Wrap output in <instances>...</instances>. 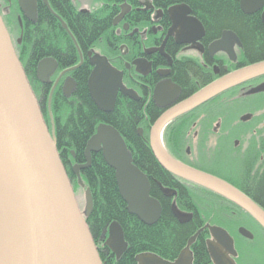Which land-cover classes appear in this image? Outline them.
Returning a JSON list of instances; mask_svg holds the SVG:
<instances>
[{
	"label": "water",
	"instance_id": "95a60500",
	"mask_svg": "<svg viewBox=\"0 0 264 264\" xmlns=\"http://www.w3.org/2000/svg\"><path fill=\"white\" fill-rule=\"evenodd\" d=\"M20 8L31 21L36 20L34 0L22 2ZM45 2V1H44ZM240 11L251 15L264 6V0H238ZM128 6L121 5V14ZM171 21L166 38L174 36L178 44H194L203 35L198 20L189 16L186 5L167 9ZM264 25V11L261 14ZM235 47L241 48L237 36L231 31L222 32L221 38L209 47L211 54L225 53L230 61L236 60ZM137 65L139 62H135ZM92 70L87 79V91L95 107L110 113L115 107L118 93L132 100L138 96L122 84V73L114 69L104 57H92ZM81 65V62L77 67ZM76 67V68H77ZM57 63L52 58L41 60L36 67V78L48 84L55 73ZM264 76V61L238 68L218 77L200 90L174 105L180 89L166 83L156 86L155 102L166 109L152 124L148 143L150 151L170 175L188 183L203 187L224 198L247 213L264 229V210L242 192L228 183L197 171L170 157L161 145V133L175 118L188 113L221 94ZM75 82L68 77L62 88L68 97ZM264 92V83L251 89L248 95ZM167 96L165 104L159 98ZM142 130L138 129L141 135ZM100 153L105 164L114 172L118 193L126 205L128 214L146 226L156 224L161 215L160 203L150 196V183L132 161L123 138L111 125L100 123L89 138L84 150L85 162L73 165L72 173L77 185L83 189L80 170L91 165V154ZM93 210L90 190L84 191L81 211L72 184L58 155L53 131L46 127L36 98L27 81L10 36L0 16V264H102L86 219ZM175 219L184 224L191 215H183L172 207ZM211 240L207 242L214 264H233L220 251L223 246L234 255L233 241L225 230L208 225ZM199 231L173 262L164 261L153 254H140L136 264H191L189 246ZM240 235L250 239L243 228ZM103 246L116 260L124 254L127 244L123 230L112 222L104 232Z\"/></svg>",
	"mask_w": 264,
	"mask_h": 264
},
{
	"label": "flooded vegetation",
	"instance_id": "af4514ba",
	"mask_svg": "<svg viewBox=\"0 0 264 264\" xmlns=\"http://www.w3.org/2000/svg\"><path fill=\"white\" fill-rule=\"evenodd\" d=\"M27 1L29 0H22V2ZM100 1L68 0V7H71L75 14L89 15L100 10L97 13L98 21L101 20L105 24V31L98 38L91 43L82 45L59 9L57 0H53V2L52 0H34L35 21L29 20L23 13L19 0H0V16L17 55L24 52L26 56H31V50L27 51L23 48L24 41H26L24 38L28 37L27 34L29 35L30 31H36L37 27L46 26L45 12H47L51 21L57 23L68 40L71 41L72 51L78 59L77 64L62 67L52 57L44 55L39 57L40 60L37 64L45 58H52L57 63L56 71L50 77L48 84L39 82L35 73L36 82L33 93L44 123V102L46 101L49 109L54 92H59L60 96L67 100L72 99L76 89V81L72 73L84 64V74L88 79L92 70L89 64L92 57H104L110 66L122 73L123 86L127 90H132L139 98L132 100L118 93L115 106L117 100L124 104L141 102V108L145 109L143 117L151 125L166 110L161 108L153 98L157 85L166 83L180 89L174 103L176 105L232 68L230 59L225 53L211 54L209 52V47L220 38L223 31L218 37L209 36L202 26L204 33L195 42V45L178 44L174 36L166 38L171 27L167 9L182 4H158L154 0H108L106 3H100ZM123 4H126L128 9L116 22V18L121 14V5ZM263 11L264 6L258 12L251 14L259 17L261 25ZM189 16L194 17L191 13ZM241 50V48L235 47L236 57L241 53ZM58 56L66 57V49L60 50ZM137 61L138 65L135 63ZM80 62L81 65L77 67ZM68 77L74 80L75 88L66 97L63 95L62 88ZM262 83H264V76L234 88L220 98L175 118L163 129L161 145L174 160L231 184L264 210V99L257 108L235 115H227L223 110L226 106L234 108L235 105L246 102L251 97L264 98V92L248 95L251 89ZM45 93H48L46 99ZM167 98V96L159 98V103L165 104ZM141 130V136L137 131L139 137L144 134L142 128ZM75 164H71V173L72 166ZM154 182L157 193L169 205L172 216V207H175L183 215H191V220L184 224L193 222L196 215L198 221L194 223L196 228L194 235L206 224L220 227L232 239L235 253L231 255L223 246L220 251L227 255L233 264H264V229L247 213L212 191L172 175L169 176V182L164 184ZM167 186L173 189L171 194L163 191L162 188ZM72 187L76 193L73 184ZM184 188H193L192 190L196 189V191L202 189L207 194L202 195V198L207 200L205 204H208L209 200L216 199L217 203L224 205V211L217 212L218 215L215 217H219L225 222L206 221L205 219L211 213L205 217L200 214V211H197V208L189 210L183 204L178 203L180 199L182 203L181 190ZM201 216L204 217L201 218ZM212 216L209 217L210 220H212ZM243 220L251 226L243 224ZM240 228L248 231L251 238L248 239L240 235ZM255 231L261 236L260 241L263 246V249L259 251L260 260H248L246 263H242V257L236 248V239L238 238L244 243L252 242L257 236ZM209 240H211L209 230L204 228L199 231L191 244L198 241L202 244V249L204 248L203 253L206 261L202 263L199 257L198 264H214L208 250L207 242ZM191 245L189 246L192 254L191 264H194L197 255Z\"/></svg>",
	"mask_w": 264,
	"mask_h": 264
},
{
	"label": "trees",
	"instance_id": "16d2710c",
	"mask_svg": "<svg viewBox=\"0 0 264 264\" xmlns=\"http://www.w3.org/2000/svg\"><path fill=\"white\" fill-rule=\"evenodd\" d=\"M107 1L101 0L100 3ZM154 1L158 4H185L191 14L205 28L207 35L211 33V36L218 37L221 31H231L235 35L237 34L243 43L244 50L241 53L244 57L241 61L244 64L248 61L253 64L264 60V28L259 25L258 16L244 15L240 11L238 0ZM57 3L80 44L91 43L105 31L104 22L98 21L97 13L100 10L89 15H81L75 14L72 8L68 7V0H57ZM45 16L46 26L37 27L36 31H30V34H27L28 37L24 38L26 41H24L23 48L27 51L31 50V56H26L24 52L17 55L32 91H34L36 82L35 66L40 60L39 57L43 55L52 57L62 67L78 63V59L72 51L71 41L68 40L58 24L51 21L47 12H45ZM63 49H66L67 56L59 57L58 54ZM239 67H242V64L239 63ZM72 76L76 81L73 98L67 100L61 97L59 92H54L49 109L46 101L44 102V111L45 124L49 130L52 126L58 155L75 190H78L79 187L70 171L71 164L84 163L86 143L94 134L97 125L103 122L111 125L122 136L131 152L133 164L149 180L150 196L161 205L160 218L152 226H146L136 217L128 214L126 205L118 193L113 170L105 164L100 153L92 154L90 167L82 170L80 175L85 188L90 190L92 196L93 210L86 219V224L102 264H136L135 258L140 254H153L164 261L173 262L194 235L196 231L194 223L198 219L195 215L193 222L179 224L170 213L169 205L157 193L154 181L164 184L169 182L170 175L159 167L149 150L147 140L151 123H148L143 117L145 109L141 108V102L124 104L117 100L111 113H102L89 97L84 64L76 69ZM48 93L44 94L45 99L48 97ZM51 120L53 121L52 125ZM139 127L144 131L142 137L137 135ZM192 189H182V203L181 199L178 203L183 204L189 210L197 208V211H200V214L205 217L211 213L212 220L208 218L207 221L214 222L217 212L224 211L225 206L217 203L216 199L209 200L208 204H205L207 200L203 199L202 195L207 194L202 189H197V191ZM112 222L120 225L127 244L126 251L118 260L103 246L104 232ZM191 248L195 249L197 255L194 264H198L199 257L201 262L205 263L202 244L197 241L191 245Z\"/></svg>",
	"mask_w": 264,
	"mask_h": 264
},
{
	"label": "rangeland",
	"instance_id": "374dc122",
	"mask_svg": "<svg viewBox=\"0 0 264 264\" xmlns=\"http://www.w3.org/2000/svg\"><path fill=\"white\" fill-rule=\"evenodd\" d=\"M214 80H216V78ZM263 99L264 98L262 97H254V98L251 97L246 102L235 105L234 108L231 106H226L225 108H223V110L226 112L227 115H235L238 113H242L243 111L246 110L257 108L259 105H261ZM76 193H77L78 205L80 209L83 210V206H84L83 190L81 189L76 190ZM243 224L248 225V227L250 225L248 222H245V220H243ZM255 234L257 236H255V239L252 242L244 243L238 238L236 239V243H237L236 248L239 255L242 257L243 260L242 263H246L248 260H260L259 251L260 249H263V246L260 241L261 236H259V234L256 231Z\"/></svg>",
	"mask_w": 264,
	"mask_h": 264
},
{
	"label": "bare ground",
	"instance_id": "6f19581e",
	"mask_svg": "<svg viewBox=\"0 0 264 264\" xmlns=\"http://www.w3.org/2000/svg\"><path fill=\"white\" fill-rule=\"evenodd\" d=\"M183 5H185V4H183ZM238 5H239V2H238ZM245 15V14H244ZM258 23H260V21L258 22ZM260 26H262V27H264V25L262 24H259ZM224 32V31H223ZM221 35H222V33H221ZM221 35H220V38H221ZM209 36H211V33L209 34ZM215 36V35H214ZM236 36H237V38H238V40H239V42H240V44H241V52L244 50V48H243V43H242V41H241V39L238 37V35L236 34ZM215 37H217V36H215ZM219 38V39H220ZM218 39V40H219ZM244 56H243V54L242 53H240L239 55H238V57H236V60H237V63L235 64V62H236V60L234 61V62H232V61H229L230 62V64L232 65V68L230 69V71H227V72H225V73H228V72H232V71H234V70H236V69H238V66H239V63L240 64H242V67H245V66H247V65H251V61H248V62H246L245 64H244V62H242L241 61V59L243 58ZM264 61V60H263ZM244 64V65H243ZM253 64H255V63H253ZM225 68V67H224ZM239 68H241V67H239ZM224 73V74H225ZM223 75V74H222ZM222 75H220V76H222ZM219 76V77H220ZM218 78V77H217ZM216 78V79H217ZM213 81V80H212ZM211 81V82H212ZM241 86V85H240ZM239 87V86H238ZM237 88V87H236ZM229 91H227V92H225V93H223V94H221L220 96H218V97H216L215 99H218V98H220L221 96H223L224 94H226V93H228ZM215 99H213V100H215ZM213 100H211V101H213ZM114 110V109H113ZM112 110V111H113ZM101 112V111H100ZM103 113V112H102ZM111 113V112H110ZM105 114H109V113H105ZM154 123V122H153ZM152 126V125H151ZM151 126H150V128H151ZM115 129V128H114ZM138 129H141L140 127L138 128ZM138 129H137V131H138ZM116 130V129H115ZM117 131V130H116ZM149 131H150V129H149ZM141 136V135H140ZM122 137V136H121ZM129 150V149H128ZM78 165V164H77ZM63 167H64V165H63ZM73 167V166H72ZM159 167H160V165H159ZM188 167H190V166H188ZM161 168V167H160ZM190 168H192V167H190ZM162 169V168H161ZM194 169V168H193ZM64 170H65V167H64ZM164 172H166L164 169H162ZM196 170V169H195ZM197 171H199V170H197ZM65 172H66V174H67V171L65 170ZM201 172V171H200ZM169 174V173H168ZM225 182V181H224ZM82 183H83V185H84V182L82 181ZM227 183V182H226ZM229 185H231V184H229ZM163 189V191H165L166 193L168 192V194H171L172 192H173V189L172 188H168V187H165V188H162ZM153 198V197H152ZM155 199V198H154ZM156 200V199H155ZM216 215H218V214H216ZM211 216V215H210ZM209 216V217H210ZM220 216V215H219ZM208 217V218H209ZM208 218H206L205 220L207 221L208 220ZM214 221H216V222H225V220H222V219H220L219 217H216L215 219H214ZM206 225H208L209 227H211V225H209V224H206ZM205 225V226H206ZM203 227L202 229H204V228H206V227ZM215 227H217V226H215ZM220 228V227H219ZM202 229H200L199 231H201ZM222 229V228H221ZM227 233V232H226ZM228 234V233H227Z\"/></svg>",
	"mask_w": 264,
	"mask_h": 264
}]
</instances>
